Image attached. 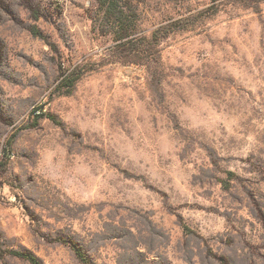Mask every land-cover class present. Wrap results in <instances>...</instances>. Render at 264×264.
Listing matches in <instances>:
<instances>
[{"label": "rangeland", "instance_id": "374dc122", "mask_svg": "<svg viewBox=\"0 0 264 264\" xmlns=\"http://www.w3.org/2000/svg\"><path fill=\"white\" fill-rule=\"evenodd\" d=\"M121 3L0 0V264H264V0Z\"/></svg>", "mask_w": 264, "mask_h": 264}, {"label": "trees", "instance_id": "16d2710c", "mask_svg": "<svg viewBox=\"0 0 264 264\" xmlns=\"http://www.w3.org/2000/svg\"><path fill=\"white\" fill-rule=\"evenodd\" d=\"M101 9L104 12V19L106 23H108V27L112 29L117 35V39H127L129 40H137V36H135V28L136 23L133 19H131V14L134 15L136 12L133 10L128 13L127 8L130 10L133 9L132 3H121V0H95ZM216 2L217 0H212ZM127 7V8H126ZM38 18V17H37ZM171 26H164L157 30H155L149 39L143 37L144 41L149 40L150 43H158L162 37H165L169 34ZM32 33L40 36L42 38H46L45 35L38 29V27H32ZM160 31H163V34H160ZM136 38V39H135ZM139 39V38H138ZM82 73L78 70H72L68 73H62L59 79V92L64 94H71L76 87V83L81 77ZM42 118H49L57 124H62V121H58L57 116L52 114L51 112L44 111L41 108L35 109L34 111V119L31 123L32 126H37ZM184 228L188 229V226L184 224ZM63 243L68 244L75 252L79 260L83 264H94L90 255L84 250L83 246L74 241L73 239H62ZM7 252L14 257L22 259L29 264H45L43 259L38 256L35 252L30 250L29 248H13L9 249Z\"/></svg>", "mask_w": 264, "mask_h": 264}, {"label": "built area", "instance_id": "2783aa9c", "mask_svg": "<svg viewBox=\"0 0 264 264\" xmlns=\"http://www.w3.org/2000/svg\"><path fill=\"white\" fill-rule=\"evenodd\" d=\"M54 1L57 3H64V2H67L68 0H54Z\"/></svg>", "mask_w": 264, "mask_h": 264}]
</instances>
